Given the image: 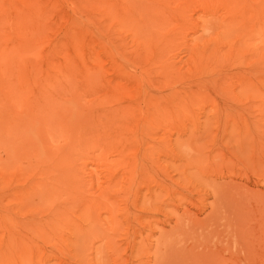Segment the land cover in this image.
I'll return each mask as SVG.
<instances>
[{
	"label": "rangeland",
	"instance_id": "rangeland-1",
	"mask_svg": "<svg viewBox=\"0 0 264 264\" xmlns=\"http://www.w3.org/2000/svg\"><path fill=\"white\" fill-rule=\"evenodd\" d=\"M11 230L18 264H264V0H0Z\"/></svg>",
	"mask_w": 264,
	"mask_h": 264
},
{
	"label": "bare ground",
	"instance_id": "bare-ground-1",
	"mask_svg": "<svg viewBox=\"0 0 264 264\" xmlns=\"http://www.w3.org/2000/svg\"><path fill=\"white\" fill-rule=\"evenodd\" d=\"M35 231H37V230H35ZM17 233H18V231L13 232V230H11L8 234V241L7 242L2 243L3 240L2 241L0 240L1 241L0 242V264H18L20 259L23 258L26 253H28L29 251L36 248L35 246H37V245L35 243H37V241L34 243V242H30L31 239H27V241L29 240L27 242L26 239H23V237H24L23 235H21L23 237L19 240V238L21 236H19ZM16 234L19 236L18 239L15 238V236H17ZM36 235H39V232H37ZM32 236L35 238L38 237V236H35L34 233L33 234L31 233L30 237L32 238ZM15 243H17V244L15 245ZM38 248H40V247L38 246ZM47 252H50V251H47Z\"/></svg>",
	"mask_w": 264,
	"mask_h": 264
}]
</instances>
